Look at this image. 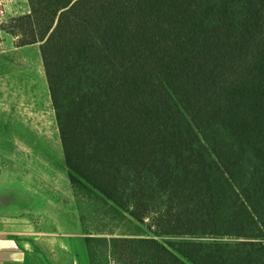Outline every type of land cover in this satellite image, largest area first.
<instances>
[{"label": "trees", "instance_id": "1", "mask_svg": "<svg viewBox=\"0 0 264 264\" xmlns=\"http://www.w3.org/2000/svg\"><path fill=\"white\" fill-rule=\"evenodd\" d=\"M26 1L90 264H264V0Z\"/></svg>", "mask_w": 264, "mask_h": 264}, {"label": "crops", "instance_id": "2", "mask_svg": "<svg viewBox=\"0 0 264 264\" xmlns=\"http://www.w3.org/2000/svg\"><path fill=\"white\" fill-rule=\"evenodd\" d=\"M0 33L12 36L11 43L0 47V101H9L10 89L15 84L17 44L14 35L1 28ZM3 110L0 109V127L6 126L8 139L2 143H16V127L22 125H16L12 118L16 113L13 109ZM62 163L65 167L63 151ZM67 184L68 200L64 202L36 184L29 172L0 174V264H90L68 176Z\"/></svg>", "mask_w": 264, "mask_h": 264}, {"label": "rangeland", "instance_id": "3", "mask_svg": "<svg viewBox=\"0 0 264 264\" xmlns=\"http://www.w3.org/2000/svg\"><path fill=\"white\" fill-rule=\"evenodd\" d=\"M26 10V0H0V26L11 17L26 13ZM11 37L0 33V47L11 43ZM16 41L15 37L14 43ZM14 59L15 84L10 89L12 100L0 101V109H13L16 113L12 118L17 121L16 125L20 122L22 126L16 127V143H2L8 139V132L6 126L0 127V174L29 172L33 175V181L41 184L49 195L67 202V174L62 163L61 141L39 43L16 46ZM89 215L87 225L93 228L96 220ZM108 264L115 263L109 259Z\"/></svg>", "mask_w": 264, "mask_h": 264}]
</instances>
